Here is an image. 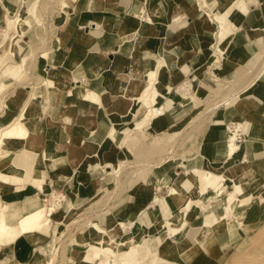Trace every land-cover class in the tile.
<instances>
[{
    "label": "crops",
    "instance_id": "crops-1",
    "mask_svg": "<svg viewBox=\"0 0 264 264\" xmlns=\"http://www.w3.org/2000/svg\"><path fill=\"white\" fill-rule=\"evenodd\" d=\"M24 1L28 10L36 0H0V23L4 16L6 20L7 15L20 9L19 2ZM68 1V6L61 5L53 15L47 55L41 57V51L38 53L35 70L25 85L17 84V79L4 72L5 64H0V82L9 84L0 92V101L5 97L0 125L11 121L27 103L24 122L30 132L26 138L9 140L8 147H0V158L4 160L0 164V201L6 206L4 217L10 226L41 204V196L50 189L63 192L67 206L97 193L106 162H118L112 149L122 130L131 127L135 117L142 119L148 109L140 103L133 107L132 97L141 91L149 70H155L156 100L161 110L141 127L140 133L154 137L180 129L206 105L215 90L212 77L235 79L237 69L253 65L260 54L264 0H207L201 7L198 0ZM210 10L218 12L225 26L216 61L213 45L218 38V23ZM3 26L0 30H4ZM21 34L16 33L12 40L9 37L6 49L11 55L15 53L16 36ZM9 61L6 59L7 64L17 63ZM44 79H50L54 85L42 84ZM184 82L189 83L191 95L181 92ZM86 88L97 92L100 102L83 100L81 95ZM212 112L200 123L197 139L183 141L165 161L153 164L150 159L142 163L137 175L127 179L125 188L107 208V222L113 223V227L106 229L94 221L105 231L112 230L120 220L153 224L184 202L180 188L177 187L179 194H170L168 189L176 176L189 172L194 175L196 169L214 167L220 172H236L233 177L241 191L226 178H220L218 183L237 191L233 211L229 216L221 215L224 199L209 206L215 187H209L211 193L196 198L202 194L201 182L196 176L187 178L185 195L202 204L191 206L190 201L182 214L180 220L187 222V233L180 235L178 231L173 238L177 241H172V261L157 252L163 235L160 231L154 237L134 242V258L139 264L150 258L154 259L153 264H222L264 219V75L231 104L221 102ZM229 121L242 124L239 150L233 158L226 155ZM110 130L116 136L113 140L108 134ZM19 153H28L18 160L19 164L26 161L29 171L17 164L8 170L6 162ZM10 175L15 176L12 182L6 180ZM40 175L45 183L44 192L35 187ZM157 196L158 202H154ZM194 217L197 219L193 222ZM52 220L56 222L54 217ZM100 234L92 236L97 240L91 238L94 242H87L71 264H93L84 259L88 252L93 258L101 257L91 245H97L100 239L110 244L112 240L99 237ZM191 234L198 239L191 242ZM39 235L43 237L38 243L36 237L34 243L25 234L0 244V264H42L47 258L39 246L47 239V232ZM201 239L202 243H198ZM125 250L126 247L118 250L122 258Z\"/></svg>",
    "mask_w": 264,
    "mask_h": 264
},
{
    "label": "rangeland",
    "instance_id": "rangeland-1",
    "mask_svg": "<svg viewBox=\"0 0 264 264\" xmlns=\"http://www.w3.org/2000/svg\"><path fill=\"white\" fill-rule=\"evenodd\" d=\"M242 1H246V0H242ZM247 3H253V2H247ZM198 4L200 5V7L203 6L200 0H198ZM61 5L64 6L62 4V0H36L34 4L27 10L29 12L27 13L26 1L19 2V6L21 9L20 12L22 16H27L29 18L30 26L24 25L23 34H21L22 32L21 33L18 32L16 28L0 30V64H5V66L17 65L22 55L23 56L26 55L27 57V64L24 65L23 67L24 74L19 78H15L13 76L15 79H17L16 81L17 84L25 85L27 81L26 79L31 78V74H33V71L35 70L34 65L38 57V53L40 51L45 50L47 44L49 43L50 40L49 32L52 29V25H53V19H52L53 15L56 13V11ZM16 7H13V9H15ZM3 11L5 13L4 9ZM210 12L212 13V11ZM9 15H7L6 20H5V16L3 17V20L0 23V28L3 25H4L3 27L6 28L5 25ZM262 30H263V35H262L261 43L264 40V23L262 26ZM16 33L21 35L16 36V39H18V41L13 46L15 49L14 50L15 53L14 55H11V51L9 49H6V47L8 43L10 44L9 37H11L12 40L13 37L16 35ZM222 37L223 35H219L218 38L216 37V40H219V44ZM6 59H11V61L9 62H17V63L7 64ZM256 63L257 64L253 67V69L247 73L246 71L240 70V68H238L237 77L235 79L219 80L217 76L212 77L215 83V90L212 92L211 95L212 99L210 98L208 101L210 102L213 101V98L215 99V96L218 97L219 95H222V97H226V96L228 97L232 91L236 90L238 86H242L244 83H247L251 78L252 79L255 78L254 80H256L257 78L262 77L264 75V71H262L257 77H254L252 75L253 72L256 71V69H254L256 66L260 65V63L264 64V58H261V61ZM254 64L255 63H253V65ZM4 78L11 79L10 76H4ZM252 84H250L248 87H250ZM223 85L224 86L226 85V87H223ZM83 88L85 87H81V89ZM5 89H7V87L4 88V90ZM236 97L237 96L232 98L230 102L227 103V105L231 104ZM4 100L5 97L3 95L0 101V108ZM135 106L136 105H134L133 107ZM203 108L201 110H203ZM201 110H199L195 114H198ZM201 115L202 117H200ZM205 115H206L205 113L204 114L201 113L195 116L194 118H192L193 116L192 115L191 118H189L184 122L182 129H180L176 137H174L173 139L170 138L173 136V133L176 130L170 133H162L154 137L146 136L140 133L142 131L141 127H143V125H147L150 122V120L146 123L141 124V126H137V125L132 126V127H137V129H131L132 127L123 129L121 137L120 139H118L119 141L117 140L116 142L117 144L115 145V148L112 149V151H114V154L118 158L117 164H113V163L111 164V162H106V164L110 163L111 166H116L117 172L116 173L106 172L107 169H104L103 170L104 176H102L101 180L99 181V184L97 186V193L93 197H90L89 199L79 201L78 203H73V204L69 203L67 206L66 205L67 200H65L66 195L62 194L63 192L59 190L55 191L53 189H50V191L44 193L41 196L42 198H44L42 203L37 206L48 205L50 204L51 201H54V199H56L55 201L59 203L54 207L51 215L49 216V221L45 230L47 232V236H46L47 239H45L44 243L40 244L39 246V249L45 256V258L52 256L54 260L53 264H71L72 261H74V255L78 253L80 250L84 249L87 245V242L93 243L94 241H90V239L94 235L97 236L99 232L101 233L99 237L111 238L112 240L110 244L111 247L106 248V252L112 254L113 256L115 255L116 258L114 257V262H116L117 264H137L138 259L136 260L134 258L136 254V246L134 242H141L148 237H154L160 231H162L163 235L161 237L160 242L157 243V247H156L158 248L157 252L160 256L168 258L172 261V257H171L173 253L171 248L172 241H177V239L174 240L173 238L176 237L178 231H180V235H186L187 233V226H186L187 222L185 221L183 224L179 223V221H181L180 218L182 214H184L186 208L190 204V201H191V206L193 204L197 206H200V204H202V202H198L197 199L192 198V200H190V198L186 196L184 193L185 182L189 177L194 178V175L192 174L193 172H189L188 175H183V174L178 175L172 180L174 181L180 179V181H178L176 186L180 188V191L182 192L180 197L183 199V201L187 200L188 202L185 208L183 209L172 208V212L170 214L165 213L164 217L161 220L159 219L157 222H154L153 224L150 225L135 223L133 221L131 223H127V228L123 229V227L119 225V221H118L117 226L112 228V230L110 229L108 231H105L101 226H103L106 229L113 227V223L108 225L107 222L106 215L108 211L107 210L108 205L116 198L119 192H121L125 188V183L127 179H129L130 177H135L137 175L139 166L146 161H150V159L153 164H158L162 161L167 160L166 159L167 157L168 159L171 158L172 155L175 153V151L178 149V146H176L177 143L181 142L182 139L187 135L188 131L190 130L191 124L195 122V119L201 120L202 123ZM136 121H138L137 117H135L134 119V122ZM187 121H189L188 123L189 125H186ZM241 126L242 124L240 123V128ZM111 129H114V127L112 126ZM108 134L112 140L116 138L113 130L108 131ZM159 142H163L164 145H159L158 144ZM26 154L28 155V153ZM27 155L19 153L16 155L14 160L6 162L8 166V170H10L13 164H17V166H19L20 162L18 159L22 158L23 156L25 157ZM2 163H4L3 159L0 160V164ZM211 170L220 172L216 170V167H214V169ZM225 173H227L229 175L228 177L230 178L229 179L226 177L227 181L233 183L237 187V190L241 191L242 190L241 185H237L238 183L233 177V175L236 174V172L233 170L231 171L229 170L227 172L225 171ZM241 175L245 177L247 174L244 175L241 174ZM38 177H39L38 183L35 184V187H37L41 192H44L45 183L42 181L41 175ZM244 177L240 179L243 180ZM195 178L196 180L201 182L200 193H202L196 196V198H200L202 195H205L207 192L208 194L211 193V191L208 190L209 187H215V193L212 192L210 194L211 197L210 200L208 201L210 207L216 206L218 201L224 199L228 191H234L225 187V184L223 185V187H221L218 184L220 181L219 179L224 178L222 176H218L215 180H212L210 177L206 184H205V180L201 178L199 179V177H195ZM172 184H173L172 182L169 184L168 189L171 188ZM178 188L176 189L178 190ZM109 191H113V192L111 193ZM234 196L237 199L238 193L236 192ZM158 199H159L158 196L155 197L154 202H158ZM163 201L164 200H161V203H164ZM0 204L3 203H1L0 201ZM223 208H224V204H223ZM199 209H200L199 211L202 210L201 208ZM223 211L224 209L222 210L221 215L224 213ZM198 214L200 213L198 212ZM53 217L55 218L56 222L53 220L51 221ZM197 217H194L193 222L197 219ZM94 220H96L101 226H99L98 223ZM132 223L133 225H131ZM172 226H175L177 228V231L174 234H172L171 231ZM11 229L14 230L13 231L14 234L4 235V240H8L11 242L25 235V234L24 235L20 234L17 231L16 226L11 227ZM114 233L116 235H114ZM38 234L39 233L37 232H32L30 233V235L26 234V236L30 237V239L34 242L33 237H37ZM117 236L118 238L115 239L114 237ZM133 237L135 238L133 239ZM263 237H264V219L261 222L258 229L254 231L253 235H251L250 237H245L241 242H239L238 245L227 256V258H225L222 261V264H236L238 259L241 260L243 258L249 257V255L252 252H254V250L258 248L259 245H261L260 240ZM92 239L96 241L97 237ZM197 239L198 238L195 235L193 236V234H191V240H192L191 242ZM100 240L102 241L103 239ZM116 241H117L116 243L117 245L115 244ZM125 247H126V250L124 251L125 254L124 257L122 258L119 255L118 250H122ZM87 254L88 253L85 254L84 259L94 264V262L98 258H93L91 255L89 256ZM154 262H155L154 259L150 258L147 261L143 262L142 264H153Z\"/></svg>",
    "mask_w": 264,
    "mask_h": 264
},
{
    "label": "bare ground",
    "instance_id": "bare-ground-1",
    "mask_svg": "<svg viewBox=\"0 0 264 264\" xmlns=\"http://www.w3.org/2000/svg\"><path fill=\"white\" fill-rule=\"evenodd\" d=\"M256 1H258V0H252V1L246 0V2H256ZM200 2L203 5L207 4V0H200ZM211 3H212V1H211ZM62 4L64 6H66V5L68 6L69 1L68 0H62ZM20 11H21V9H17L16 11H14L12 14L9 15V17L6 21V25H5L6 28H4V29L16 28V30L21 33L24 31L23 30L24 25L30 26L29 18L27 16H22ZM210 11H212V14H213L212 19H214L218 23V29L216 31L217 35L218 36L223 35L224 28H225L224 20L222 19V17L218 13L214 12L213 10H210ZM27 13H29V12L27 11ZM87 36L90 37L89 35H87ZM213 48H214V50H213L214 51V58L213 59L216 61L219 59V53H220L219 40H216V42L213 45ZM46 55H47L46 50H43L39 53V56H41V57H45ZM261 58H264V40L261 44L260 54H259V57L257 58L256 62L261 61ZM256 62L253 66L252 65L251 66H240L239 68H240V70L246 71V73H247L253 69V67L257 64ZM26 64H27V57H26V55H24V56H22L21 60L18 62L17 65H13V66L7 65L3 69H4L5 73L12 75L15 78H19L20 76H22L24 74L23 67ZM254 69H256V71L253 72L252 76L257 77L262 71H264V64L260 63V65L256 66ZM251 79L247 83H244L242 86H238L236 88V90L232 91L228 97L227 96L222 97V95H219L218 97L215 96V99L213 98V101L206 102L205 107L198 114L211 113L212 111L215 110V108L221 102H224L226 104L229 103L232 98H234L235 96H238L242 90L246 89L250 84H252V82L254 81L255 78L252 80ZM154 81H155V70H149L147 72V79H146L145 84L142 87L141 91L136 96L132 97L133 106L140 103L141 105H145L148 107V109H147L146 113L143 115L142 119H138V121L133 122L132 126L133 125L141 126V124L146 123L149 120H151L161 110V108L157 105L156 88L154 86ZM42 84L48 85V87H52L54 85V83L50 79H44ZM8 85L9 84H7V83L1 82L0 83V92L4 88L8 87ZM30 86L33 87V84H31ZM223 87H226V85L225 86L223 85ZM190 91L191 90L189 88V83H188V85L185 82L182 83L181 92L183 93V95H188V94L191 95ZM81 97L85 101H91V102H96V103L100 102V98H99L98 93L95 92L93 89L86 88V90L82 93ZM27 105H28L27 103H24V105L21 107L20 112L11 121L6 123L5 125H0V147H2V146L8 147L9 146V144H8L9 140L24 139L30 134L29 129L25 125V122H24V118L26 117L25 112H26V109H28ZM198 114L193 115L192 118H194ZM200 117H202V115ZM190 121H191V119H190ZM188 123H189V121H187V124L186 123L185 124L189 125ZM200 123H201V120L195 119V122H193V124H191L190 130L188 131L187 135L182 139L181 142L177 143L176 146H178V148L181 146L183 141H185L186 139L190 138L191 141H194L195 139L198 138V136L200 135V128H201ZM182 127H183V125L180 127V129H182ZM238 128H240V123L236 122L235 127L229 130V134H228V138H227L228 142L226 143L227 144V146H226L227 158H233V155L239 150V144L236 141V134H237L236 130ZM180 129L176 130L170 139H173L174 137H176V135L180 131ZM158 144L164 145L163 142H159ZM166 159H168V157ZM0 160H1V158H0ZM20 166L24 170L29 171V167H28V164L26 163V161H23V163H21ZM105 169H107L109 172H113V173L117 172V167L111 166L110 163L105 165ZM194 176L199 177V179L201 178V179L205 180V184L208 182V179L210 177L212 180H215L218 176H222L224 178H226V177L229 178L228 177L229 175L227 173H225L224 171L213 172V171L208 170V169L205 171H202L200 169H196ZM35 178H37V176H35ZM6 180L9 182H12L13 180H15V176L10 175L6 178ZM172 183L173 184H172L171 188L169 189L170 194H179L178 190L176 189L177 188L176 185L178 183V180H174V181H172ZM235 183H236V181H235ZM109 192L112 193L113 191H109ZM236 192H237L236 190L227 192V194L224 198V208H223L224 213H223V215L229 216V214L232 213V211H233L232 203L236 200V198L234 196ZM55 200L56 199H54V201H51L50 204H48V205L36 206L32 210H30L29 212L21 215L18 218L17 223L15 225L17 227V231L23 235L24 234H30L32 232H37V233L46 232L45 230H46V227H47V224L49 221V216L51 215L54 207L57 204H59ZM187 204H188L187 200L184 201L182 203V205L179 206V209H182ZM5 207H6L5 204H0V244L10 243V241L4 240V235H13L14 234L13 233L14 230L11 229V227H13V226H10L7 223V221L5 220V217H4ZM206 222H208V221L206 220ZM180 223L183 224L184 222L181 221ZM119 225L121 227H123V229L127 228V223L122 221V220L119 221ZM202 227L205 228V225ZM171 231H172V234H174V233H176L177 228L175 226H172ZM40 237H43V236L38 234V236L35 239V242H38L40 240ZM202 241H203L202 239L198 240V243H202ZM260 241H261V245H259L258 248H256L254 250V252H252L249 255V257L243 258L241 260L238 259L236 264H264V237ZM108 245H110V242H104L103 240L102 241L100 240L97 243V245H93V246L91 245V247L93 249H95L98 253L101 254V257L98 258L94 262V264H117L116 262H114L115 255L113 256L112 254H109L106 252V248H110ZM87 255L90 256L91 254L88 252ZM53 261L54 260H53L52 256H50L44 262H42V264H53Z\"/></svg>",
    "mask_w": 264,
    "mask_h": 264
},
{
    "label": "built area",
    "instance_id": "built-area-1",
    "mask_svg": "<svg viewBox=\"0 0 264 264\" xmlns=\"http://www.w3.org/2000/svg\"><path fill=\"white\" fill-rule=\"evenodd\" d=\"M235 124H236V122H234V121H230V122L227 124V126H226L227 130L229 131L230 129L234 128V127H235ZM236 131H237V134H236V141L239 142V141L241 140V138H242L241 128H238Z\"/></svg>",
    "mask_w": 264,
    "mask_h": 264
}]
</instances>
